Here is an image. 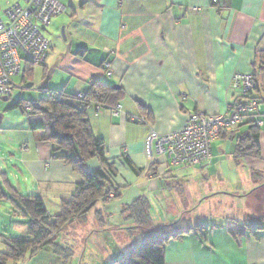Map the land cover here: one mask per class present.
I'll return each mask as SVG.
<instances>
[{
  "label": "crops",
  "instance_id": "0c3cea01",
  "mask_svg": "<svg viewBox=\"0 0 264 264\" xmlns=\"http://www.w3.org/2000/svg\"><path fill=\"white\" fill-rule=\"evenodd\" d=\"M60 1L66 9L49 25L62 29L64 43L46 51L42 64L56 60L61 82L54 80L53 71L51 82H43L40 90L48 87L82 94L92 81H102L118 86L112 88L107 102L119 103L122 110L117 116L109 110L87 112L93 134L103 141L107 164L94 158L84 167L88 171L101 168L116 192L93 206L95 216L85 218V214L67 224L76 243L68 245L70 252L83 257L91 243L88 264H106L120 257L142 239L128 208L143 198L148 225L182 232L165 243V264H264L263 227L248 218L239 227L229 218L211 230L194 215L204 198L236 195L228 191L237 179L244 178L237 196L264 184L262 137L257 156H237V140L247 133L246 125L221 131L211 144L209 165H171L163 156L149 161L145 155L150 131L169 133L185 124L190 112L219 114L228 102L242 97V81H233L236 74L253 75L252 96L264 102V0ZM104 60L111 64V77L104 73ZM30 66L34 65L22 60L18 74L22 83L32 81V75L23 79V69ZM16 97L14 102L23 99ZM22 112L16 124L5 128L12 133L0 140L5 147L4 152L0 148V174L19 193L41 196L47 212L54 215L82 177L55 156L53 145L41 138L40 130L29 128L40 117L28 115L23 108ZM129 115L144 116L146 122L129 121ZM204 171L228 180L202 190ZM244 183L247 188H242ZM21 218L24 233L28 222Z\"/></svg>",
  "mask_w": 264,
  "mask_h": 264
},
{
  "label": "trees",
  "instance_id": "16d2710c",
  "mask_svg": "<svg viewBox=\"0 0 264 264\" xmlns=\"http://www.w3.org/2000/svg\"><path fill=\"white\" fill-rule=\"evenodd\" d=\"M32 72V66L25 67L23 79H29ZM251 78L253 88L247 95L264 106V102L252 96L256 84L253 75ZM42 91L43 94L38 99L30 101L19 99L10 107H22L23 103H28L29 108L23 111L28 115L40 117L31 121L29 128L40 130L41 138L53 145L55 156L70 165L82 179L76 184L70 197L62 201L59 212L51 215L47 212L41 196L19 193L4 175L0 174V201L10 202L14 212L28 221V227L23 234H0L4 245V250L0 251V264L23 259L26 254L32 256L41 248L53 244L57 235L74 218L84 216L99 200H105L110 193L116 192L101 168L88 171L84 167L86 161L94 158L103 166L107 164L103 141L93 134L87 112L93 101L108 103L111 85L102 81H92L91 88L82 94H72L63 89L55 90L48 87H43ZM241 125H246L247 133L238 137L236 155L257 156L261 137L264 142V119L262 126L253 120H247L229 131L236 130ZM128 212L129 217H132L141 228L142 239L120 257L106 264H165V243L171 238L179 237L182 232L170 233L165 225H148L147 203L143 198H138L132 203ZM250 230L253 232L254 228ZM245 231L246 227L241 228V232Z\"/></svg>",
  "mask_w": 264,
  "mask_h": 264
},
{
  "label": "built area",
  "instance_id": "2783aa9c",
  "mask_svg": "<svg viewBox=\"0 0 264 264\" xmlns=\"http://www.w3.org/2000/svg\"><path fill=\"white\" fill-rule=\"evenodd\" d=\"M65 9L60 0H16L6 4L0 13V99L11 96L16 87L12 78L20 73L23 59L32 65L43 63L48 48L44 30L51 19ZM102 68L105 75L111 77L108 60L102 62ZM239 80L243 83L244 95L228 102L223 112H190L185 124L174 131L165 134L150 131L145 139V155L149 161L163 156L171 165H209L211 144L219 138L222 130H232L247 120L262 126L264 106L247 95L253 88L251 74L234 75L233 81L238 84ZM22 108L28 109V103H23ZM89 109L96 113L109 110L114 116L122 112L119 103L100 101H93ZM128 120L146 122L144 116L129 115Z\"/></svg>",
  "mask_w": 264,
  "mask_h": 264
},
{
  "label": "rangeland",
  "instance_id": "374dc122",
  "mask_svg": "<svg viewBox=\"0 0 264 264\" xmlns=\"http://www.w3.org/2000/svg\"><path fill=\"white\" fill-rule=\"evenodd\" d=\"M14 1L16 0H0V13L5 8L8 2ZM44 34L49 41L47 50L48 53L54 50L56 46L58 47L59 45H62V43H64V33H62V29L58 30L52 25H48L44 30ZM56 66H59L58 64H56V60L51 62L50 59L47 60V62L44 64H35L33 66L32 81L22 83L21 76L19 75L13 78L16 87L14 88L11 96L7 100L0 99V140L4 139V137L6 138V135L8 133L9 135L12 133V130H7L5 128H7L8 126H12L13 123L16 124V118L21 117V115L25 114L22 112L21 106L9 107L17 99L16 96H19L28 101L38 99L42 94V91L40 90L42 83H48L49 81L51 82L50 74L53 71H55L56 77V79L54 80L60 83L61 73L56 70ZM108 81L110 82V79ZM26 83H33V86L30 85V87L27 88L25 87ZM61 86L62 85H60L59 88H61ZM1 146L2 144H0V148H2ZM2 150L4 152L5 147H3ZM3 152L0 151V157H2ZM235 174L236 173L230 175L235 176ZM227 180L228 179L225 176L223 178H220L218 176L215 177V175H210L209 171H204L201 174L200 188L202 190H205V188L209 187L214 188L220 184V181L226 182ZM238 182H240V184H237ZM243 182V177L237 179L233 189L231 191H228L229 194L236 195L220 198L212 196L202 199L201 203L198 204V207L194 212L195 216L200 217V224H206L207 227L212 230L215 226L218 227V225H220L219 223L222 219L227 220L229 218H233L238 222L239 227H241L242 225H244V221L248 218L250 222H254L255 225L263 227L262 231L264 232V184L259 188H256V190H254L253 192L251 191L249 194H246L244 196H237V188H240L243 185ZM196 185L198 188V184ZM236 185L239 186L235 187ZM242 188H247L246 183H244V186ZM95 215V207H92L91 211L89 213H86L85 218H89ZM184 221H186V219H184ZM21 222L22 218L19 217L17 213H14L10 202L0 201V234H23V225ZM68 231L69 229L66 225L61 232L63 235L61 233L57 235L55 239L56 241H54L53 244L41 248L32 256L30 254H26L23 259L17 260L15 262H10L9 264H88V250L91 247V243H87L88 250H86L84 254L85 256L82 257L81 255H78L76 258V255H73L70 252L72 251L70 244H72V246H76V243L73 242L70 232ZM119 242L120 241L117 240L115 244H118ZM133 244L134 243H132V246ZM129 249L124 250L123 253H125ZM3 250L4 245L0 239V251Z\"/></svg>",
  "mask_w": 264,
  "mask_h": 264
},
{
  "label": "water",
  "instance_id": "95a60500",
  "mask_svg": "<svg viewBox=\"0 0 264 264\" xmlns=\"http://www.w3.org/2000/svg\"><path fill=\"white\" fill-rule=\"evenodd\" d=\"M31 85V83H27V86H30ZM112 88H118V86L117 85H113L112 86ZM6 98H3V100H5Z\"/></svg>",
  "mask_w": 264,
  "mask_h": 264
}]
</instances>
